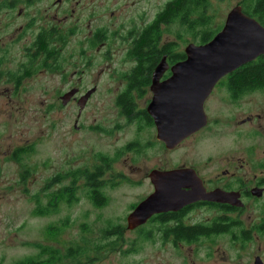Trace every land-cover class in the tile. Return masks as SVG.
Segmentation results:
<instances>
[{"label": "rangeland", "instance_id": "374dc122", "mask_svg": "<svg viewBox=\"0 0 264 264\" xmlns=\"http://www.w3.org/2000/svg\"><path fill=\"white\" fill-rule=\"evenodd\" d=\"M165 1L35 0L26 12L25 4L20 0H16L14 10L3 9V5H0V264H12L18 258L37 253V245L52 246L63 257L64 247L78 243L84 245L83 243L89 241L94 242V246H106L107 249L96 254L90 252L89 255L95 256L90 259L81 255V260L84 258L83 264H233V253L224 255L219 252L206 259L204 248L197 250L196 247L161 244L160 232L159 229L156 231L158 225L155 223L144 226L150 229L149 238L142 237L140 233L136 235V231L125 227V219L130 206L138 202L150 189L142 175L150 167L156 166L162 156L175 160L200 161L210 153L211 156L214 154L215 160L216 153L231 152L238 144L244 149L251 146L264 149V91L247 93L242 99L235 101L227 97V92L222 87H218L205 104L210 126L200 136L181 145L175 153L160 151L155 145L148 151L149 157L140 158L139 154L126 152L116 156V159L113 158V173L118 183L110 184L106 188L109 201L103 209L93 208L82 193L71 205L63 197L57 198L58 211L54 214L39 216L32 213L35 206L32 196L40 193L43 186H48L49 189L52 187L51 190L55 191L59 189L61 193L60 186H65L64 183H58L62 170L76 168L80 162L84 168L92 160H97L100 155L109 152L113 157L114 152H119L131 140L139 141L140 133L144 134L148 128H138V124L134 123L121 124L123 120L118 123L113 105L109 101L103 106L100 103L101 99L109 100L114 93L106 95L102 90L83 111L80 120L78 119L77 124L80 127L71 129L77 106L74 104L62 108L59 99L69 77L65 80L61 73L49 72L53 70L48 67L49 71H37L18 86L10 81V74H15L21 63L26 64V57L22 56V46L33 41L39 30L38 25H57L61 29V37H68L63 50L65 59L61 61L63 69L72 68V64L80 60L82 48H86L85 55L95 54L90 66L93 70L129 69L135 62L123 51L116 50L107 63L100 53L97 54L94 49L87 47L84 37L93 28L88 20L91 19L93 26L104 27L110 21H117L118 25L123 23L122 29H127L134 24L139 25L138 15L143 9H147L150 18ZM242 1L209 0L206 13L213 17L212 28L219 31L227 13L234 6L240 5L243 11ZM19 8H23L21 15L17 13ZM65 8L69 12L72 9V16L65 14ZM112 13L117 16L111 19L109 14ZM32 16L42 17L36 22L33 31L26 30L24 33L23 28L18 27L24 26ZM71 27L75 29H69ZM161 29L160 43L174 41L176 51H184L188 43L201 44L176 21L162 25ZM115 44L119 46L116 41ZM85 55H82L79 64L84 63ZM248 114L262 117L251 123L240 124L241 118ZM103 118L105 121H101ZM30 143L34 152L31 155L26 154L22 163L11 156L16 148ZM76 155L82 160L74 161ZM5 156L8 158H4ZM65 159L67 162L64 166ZM215 164L211 162L209 169ZM28 170L30 173L32 171L31 175H28ZM23 172L26 174L22 175ZM66 217L67 224L61 228L64 230L57 236H47L48 224L59 226V222ZM108 223L122 227L118 226L116 233H110L115 229L107 228ZM252 242L242 250L243 264H247L246 261L256 251V244ZM257 243L261 245V254L264 256V236L258 238ZM226 244L223 238L218 245Z\"/></svg>", "mask_w": 264, "mask_h": 264}, {"label": "flooded vegetation", "instance_id": "af4514ba", "mask_svg": "<svg viewBox=\"0 0 264 264\" xmlns=\"http://www.w3.org/2000/svg\"><path fill=\"white\" fill-rule=\"evenodd\" d=\"M20 1L25 4L24 12H26V9H30L35 2V0ZM67 1L68 0H65V2ZM170 1L172 0H166L163 6L161 5L157 10L158 12L156 11L153 13L150 18L148 17L149 14L147 9H143L138 15L140 20L139 25L134 24L127 29H122L124 27L123 23L118 25L117 21H110L106 27L103 25L93 26L91 19H89V24L93 28L92 32L84 37L87 41V47L94 49L97 54L100 53V56L103 59H106L107 63L110 58H113L116 50L123 51L127 57H131V59H134V62H136L137 57L132 54V52L135 49L136 40L139 38L138 33L147 28L149 24L155 22L157 14L162 12ZM15 2L16 0H5L4 2L1 1L0 5H3L1 6L3 9L11 8L14 10L16 8ZM17 13L21 15L23 13V8H19ZM65 14L72 16V9L69 12L65 8ZM109 16L112 19L115 18L117 14L112 13L111 15L109 14ZM41 17L42 16H32L24 26L19 25L18 28H23L24 33L26 30L33 31L36 22L41 20ZM89 17H92V14H89ZM253 18L264 27V24L260 22L257 17ZM84 19H86V17ZM113 27H116V29H113ZM37 28L39 30L34 35V39H32L33 41L30 42V44H24L21 48L22 56L26 57V64L21 63V67L18 71L15 74H10V81H12L14 85L18 86L26 77L31 76L37 71H49L48 67H50L53 71L49 72L61 73V75L65 77V80L69 77L67 80V86L62 90L63 92L59 96V99L62 108H67L69 105L74 104L77 106L76 118L73 120L71 129L73 128V130H76L80 127V125L77 124L78 119L80 120L83 111L88 108L93 98L102 90L106 95L114 93L112 97L108 98L109 100L101 99L100 103L101 106H103L108 104L109 101L111 106L113 105L116 110L114 116L118 123H121L120 120H123L121 124L125 123L131 125L130 123H134L138 124V128L145 130L146 128L149 129H147L144 134L140 133L139 141L133 140L132 142L131 140L130 143L119 149V152H114L113 157L110 156L111 154H109V152L106 155H100L97 160H92L89 165L84 168L81 167L82 163L80 162L76 168L62 170L59 174L58 183L62 185L64 183L65 186H60V190L62 192L64 191L65 195L71 196V201L66 199L67 202H72L71 204L74 203L73 200H77L78 196H82V193H84L85 198L90 202L89 204H91L93 208L99 210L107 206L102 202L99 207L94 206L93 201L91 200L93 187L89 185L84 186L83 184H102V193L109 197L106 193V188L110 186V184L118 183V180L114 177L113 173V158L116 159V156H119L121 153L128 152L133 155L139 154L140 158L149 157L148 151L155 145L160 151L175 153L181 145L185 144V142L189 140L191 141L193 137L200 136L211 124L208 122L205 104L216 88L222 87L227 92V97L235 101L242 99L243 95H246L247 93L264 91V89H254L237 93L230 84V75L236 72L237 69L224 75L214 85L212 91L204 102L203 108L207 119L206 124L190 133L177 145L170 147L167 146L163 140L158 138L157 126L153 116L148 110L153 95L150 89L153 71L150 75L149 69H144L145 71L142 69L138 70L134 68L135 64L129 69L109 68L106 71H103L98 68L93 70L90 66L92 65L95 54H92V56L85 55L84 51H86V48H82L80 52L81 58L79 61L82 60V55H85V61L83 64H79V61H76L72 64V68L63 69L61 61L65 59L63 50L68 40L67 35L61 37V29H59L57 25L45 26L40 24ZM69 29L75 28L71 27ZM19 39L20 38H18V40ZM115 41L119 45L118 47L116 46ZM260 57H257L255 60ZM168 64L171 65L169 62ZM169 75L170 70L168 69L159 80H163ZM70 92L71 94L64 102L62 97H65ZM127 93L129 94L128 96H126ZM85 96V101L81 107L79 101ZM238 105L239 108L240 104ZM118 114L119 117L117 118ZM261 117L262 116L248 114L245 118H241L239 122L240 124L246 122L251 123L255 121L254 119L257 120ZM101 121H105V118ZM254 131L257 132L256 129H254ZM136 135H138V133H136ZM136 142H138V144ZM237 143L238 142H236V144ZM31 144L32 143L19 148L27 147L25 154L31 155L34 152ZM16 149L14 151H16ZM13 152L11 153V156ZM216 154L217 156L215 160L214 154L211 156L210 153H208L205 158L200 161H193L190 159L175 160L168 156H162L160 162L156 166L150 167L149 170L142 175V179L144 181L147 180L150 189L138 202L130 206L126 217L140 201L154 192L155 187L150 175L152 173L154 174L155 171L157 174L160 172L182 171L174 176L172 174L171 177L174 178L171 184H175V193L181 194L182 196L192 191V193H194L195 189H198L197 192H201V194L219 190L226 194L233 195V199L230 201H213L199 198L192 202L184 203L176 209H169L167 211L155 213L143 224L132 229L127 227V221L125 219V227L128 230L136 231V235L137 233H140L142 237H148L150 235V229H147L144 226L146 224L155 223L158 225L156 231L159 229V241L161 244L172 243L175 247H196L197 250L204 248V256L206 259L219 252L224 255L226 253H233V256H231L234 260L232 262L233 264H243V261L241 260L242 250L253 241L252 243L256 244V251L246 262L247 264H264V256L261 254L262 247L257 243L258 238L264 236V149H257L255 146L244 149L238 144L237 148L231 152ZM78 155H76L74 161L82 160V158H77ZM4 158L8 157L5 156ZM66 162L67 160L65 159L63 163L64 166L66 165ZM211 162H215L216 164L212 169H209ZM28 168L29 170H32L29 166ZM31 174L32 171L31 173H28V175ZM120 174L122 173L120 172ZM118 178L120 179L119 181H122V178ZM55 179L57 180L56 177ZM83 188H86L85 192H82L84 190ZM88 189L89 191H87ZM62 197L65 200L64 194ZM179 225L186 229H191L192 237H177L175 229ZM116 232L117 230L110 231V233ZM223 238H225V243L227 244L219 246V241ZM79 246L80 248L89 247L91 249L90 252L94 254L104 252V250L107 249L106 246ZM84 257L90 259L95 256L86 255ZM83 259L84 258L81 260L82 264Z\"/></svg>", "mask_w": 264, "mask_h": 264}, {"label": "water", "instance_id": "95a60500", "mask_svg": "<svg viewBox=\"0 0 264 264\" xmlns=\"http://www.w3.org/2000/svg\"><path fill=\"white\" fill-rule=\"evenodd\" d=\"M185 58L171 65L163 55L154 68L151 91L153 100L148 106L157 126L158 138L167 146H174L190 133L206 124L203 103L218 80L246 62L264 54V27L236 5L227 13L222 28L207 42L188 43ZM170 75L159 81L166 70ZM68 93L62 100L65 102ZM86 96L79 101L82 107ZM182 171L160 172L150 175L154 192L140 201L127 215V227L143 224L151 215L176 209L199 198L230 201L233 195L222 191L206 194L175 193L172 177ZM163 184V185H159Z\"/></svg>", "mask_w": 264, "mask_h": 264}, {"label": "trees", "instance_id": "16d2710c", "mask_svg": "<svg viewBox=\"0 0 264 264\" xmlns=\"http://www.w3.org/2000/svg\"><path fill=\"white\" fill-rule=\"evenodd\" d=\"M209 4V0H172L168 2L164 10L157 14L156 21L149 24L142 32H139V38L136 40L135 49L132 54L136 55L137 61L135 62L136 69H149V74L159 62L162 55H167V61L173 64L179 60L185 58L183 51H176V44L174 41L160 43L162 36V25H166L173 21L187 30L192 37H194L199 43H205L209 41L218 31V29L212 28L213 17L207 15L206 10ZM243 11L252 16L257 17L260 22L264 24V0H243ZM161 44V45H160ZM245 63L237 68L236 72L230 75V84L237 93H242L250 90H262L264 89V55ZM129 94L127 93L126 96ZM27 147L18 148L13 152L12 157L18 162L22 163V159L26 156ZM24 166V165H23ZM25 168V167H24ZM26 173H22L24 175ZM93 187V193L91 200L93 205L99 207L102 203L107 204L108 196L102 193V184H90ZM48 186H43L40 193H34L32 198L35 204L32 213L34 215H51L58 211L57 201L64 194L65 199H70L71 196L65 195V192H59V189L51 190ZM48 191L49 193H46ZM43 192V194H42ZM60 193V194H59ZM58 198V199H57ZM69 201V200H68ZM71 205V203H70ZM67 217L61 222L59 226L48 224L46 229L47 236H57L61 233L63 226L67 224ZM107 228H114L118 226H112L109 223ZM195 232V231H194ZM193 232V233H194ZM177 237H192L191 229H186L183 226H177L175 229ZM82 246H94V242L89 241L83 243ZM80 244H71L64 247L63 257L60 255L57 249H53L52 246L37 245L38 252L31 255L14 260L12 264H57L64 262L66 264H82L80 256H86L90 254L91 249L89 247L80 248ZM106 245V244H105ZM99 247L98 245H95ZM98 249V248H95Z\"/></svg>", "mask_w": 264, "mask_h": 264}, {"label": "bare ground", "instance_id": "6f19581e", "mask_svg": "<svg viewBox=\"0 0 264 264\" xmlns=\"http://www.w3.org/2000/svg\"><path fill=\"white\" fill-rule=\"evenodd\" d=\"M195 44H196V43H195ZM262 55H264V54H262ZM260 56H261V55H260ZM258 57H259V56H258ZM179 61H180V60H179ZM177 62H178V61H177ZM246 63H247V62H246ZM244 64H245V63H244ZM244 64H243V65H244ZM241 66H242V65H241ZM236 69H237V68H236ZM234 70H235V69H234ZM234 70H233V71H234ZM231 72H232V71H231ZM153 73H154V69H153ZM153 73H152V76H153ZM229 73H230V72H229ZM229 73H226V75L229 74ZM220 79H221V78H220ZM220 79H219V80H220ZM219 80H218V81H219ZM159 81L161 82V81H163V80H159ZM151 85H152V82H151ZM151 85H150V89H151ZM152 94H153V92H152ZM209 94H210V93H209ZM209 94H208V96H209ZM208 96H207V97H208ZM153 97H154V94L152 95L151 101L153 100ZM207 97H206V99H207ZM206 99H205V100H206ZM204 102H205V101H204ZM203 105H204V103H203ZM203 109H204V108H203ZM206 121H207V119H206ZM178 143H179V142H178ZM178 143H177V144H178ZM177 144H175V145H177Z\"/></svg>", "mask_w": 264, "mask_h": 264}]
</instances>
